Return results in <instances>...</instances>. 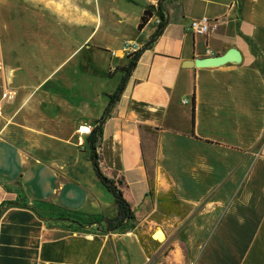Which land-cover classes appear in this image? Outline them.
Returning a JSON list of instances; mask_svg holds the SVG:
<instances>
[{
	"label": "crops",
	"instance_id": "obj_1",
	"mask_svg": "<svg viewBox=\"0 0 264 264\" xmlns=\"http://www.w3.org/2000/svg\"><path fill=\"white\" fill-rule=\"evenodd\" d=\"M101 1L88 0L86 18L57 14L91 32L40 80L8 67L4 90L16 95L0 103V264H152L169 248L159 264H264V0H169L152 43L158 19L137 25L158 0L106 2L104 20ZM130 12L137 38L124 32ZM201 18L208 33H187ZM127 41L140 49L122 72ZM80 48L99 57L59 74ZM230 49L240 63L185 66ZM122 82L100 151L124 177L135 221L107 232L114 200L94 175L89 136L76 130L99 125Z\"/></svg>",
	"mask_w": 264,
	"mask_h": 264
},
{
	"label": "rangeland",
	"instance_id": "obj_2",
	"mask_svg": "<svg viewBox=\"0 0 264 264\" xmlns=\"http://www.w3.org/2000/svg\"><path fill=\"white\" fill-rule=\"evenodd\" d=\"M135 1L143 2V0ZM106 2L118 6L127 4L123 0L101 1L100 17L102 20L105 16ZM87 6L88 0H0V63L2 66L5 69L21 67L29 70L30 74L36 72L35 76L27 73L28 83L40 80L42 74L58 67L63 59L77 49L82 39L91 32L87 25L75 26L61 19L57 14L67 10L69 11L67 13L78 14L79 17L86 18L87 11H93V5ZM130 7L135 8L136 5L131 4ZM130 17L132 21L128 23L124 32L129 38H137V33L133 29L135 13L130 12ZM106 35L107 32L103 28L95 32L93 44L97 43L100 38H105ZM92 56L99 57V53L95 50L80 48L70 58V62L62 65L57 72L60 71L59 74H62L88 58L91 60ZM4 74L5 72H0V99L4 92ZM19 74V71L14 74V86L23 82L19 79ZM107 194L113 199L108 192ZM170 250L171 248L160 257L158 262H161Z\"/></svg>",
	"mask_w": 264,
	"mask_h": 264
},
{
	"label": "trees",
	"instance_id": "obj_3",
	"mask_svg": "<svg viewBox=\"0 0 264 264\" xmlns=\"http://www.w3.org/2000/svg\"><path fill=\"white\" fill-rule=\"evenodd\" d=\"M169 0H158L156 6L149 5L146 6L143 10V13L140 17L139 23L137 25V31H141L145 25L149 22L150 19L156 17L159 21L158 26L155 30L153 37H151V43L160 33L162 27L165 24L164 17V3ZM137 54H135L131 61L129 62L126 69H122V72H127L134 65V60ZM118 86L117 90L109 96V104L105 109L103 116L98 121V126H96L89 137L87 138L88 150L90 153L89 160L92 164L94 175L97 181L103 186V188L113 197L114 204L116 207V216L113 219L105 220V231H122L128 228L129 223L135 221V213H134V201L129 190V187L124 179V177L118 173L109 170L102 159L101 151H100V141L102 139V129L101 123H103L106 117V111L112 107L116 98L118 97V92L120 89ZM194 102H192L193 105ZM129 228H133L130 226ZM161 245L157 244V249L160 248ZM152 264H159L157 261Z\"/></svg>",
	"mask_w": 264,
	"mask_h": 264
},
{
	"label": "built area",
	"instance_id": "obj_4",
	"mask_svg": "<svg viewBox=\"0 0 264 264\" xmlns=\"http://www.w3.org/2000/svg\"><path fill=\"white\" fill-rule=\"evenodd\" d=\"M210 27V21L207 18H201L198 20H192L188 26L186 27V32L190 33L193 36H205ZM140 46L134 41H127L123 43L121 48V55L126 58H132L135 54L138 53ZM114 55V53H112ZM0 72H5L4 74V82L5 86L9 84L10 76L12 71L8 68L5 69L2 64L0 63ZM15 92L12 89H5L1 95L0 103H11L15 98ZM186 103V101H185ZM92 132V129L86 126L79 127L76 130L77 135L80 137L82 136H89Z\"/></svg>",
	"mask_w": 264,
	"mask_h": 264
},
{
	"label": "water",
	"instance_id": "obj_5",
	"mask_svg": "<svg viewBox=\"0 0 264 264\" xmlns=\"http://www.w3.org/2000/svg\"><path fill=\"white\" fill-rule=\"evenodd\" d=\"M241 56L238 50L230 49L224 55L217 57H209L204 59H196L194 62L185 63V66L192 67L195 66L197 68L200 67H219L226 63H240ZM124 82H122L118 95L121 93L123 89ZM108 114V110L106 111V115Z\"/></svg>",
	"mask_w": 264,
	"mask_h": 264
}]
</instances>
